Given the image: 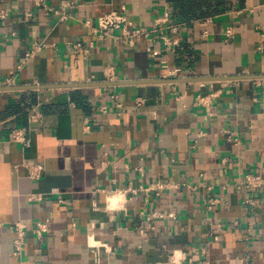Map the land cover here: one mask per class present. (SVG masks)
I'll return each mask as SVG.
<instances>
[{"label":"crops","instance_id":"0c3cea01","mask_svg":"<svg viewBox=\"0 0 264 264\" xmlns=\"http://www.w3.org/2000/svg\"><path fill=\"white\" fill-rule=\"evenodd\" d=\"M123 10L149 30L170 11L175 52L160 31L134 47L121 31L94 34ZM1 11L0 86L26 89L0 92V264H264V186L239 188L250 174L264 181V0H0ZM35 42L47 46L26 61ZM77 43L93 46L88 56ZM164 60L181 79L220 80L156 83ZM107 82L133 84L47 88ZM78 90L88 110L72 102ZM211 93V109L195 105ZM17 130L30 147L12 141ZM114 193L118 210L105 201Z\"/></svg>","mask_w":264,"mask_h":264},{"label":"built area","instance_id":"2783aa9c","mask_svg":"<svg viewBox=\"0 0 264 264\" xmlns=\"http://www.w3.org/2000/svg\"><path fill=\"white\" fill-rule=\"evenodd\" d=\"M40 3L42 0H38ZM49 12H55V13H61L62 11L55 10L52 7H47ZM9 14L6 11L0 12V21H5L8 18ZM27 19H31L33 16L31 13L25 14ZM66 16L64 15L62 17V20H65ZM170 19L171 14L170 11H166L164 15L159 17L155 22V29L149 30L147 28L139 27L136 25L134 21H132L128 15L125 13V10L121 12H111L109 14L103 15L98 18L97 25L93 27V32L95 35H97L101 39H109L115 37V31H121V36L118 38L120 39L126 46L128 47H134L139 41L145 38L151 37V34L157 33V32H164L160 39L164 42L166 51L173 53L175 52L176 48L180 44V40L178 38L172 39L167 34V30L170 28ZM87 25H91L89 22ZM234 30L232 27L228 28L226 30V37L227 39L233 37ZM47 44L45 42H35L33 43L32 47L27 51L26 53V61L33 58L38 52H40L44 47H46ZM93 46L91 45L88 48H85L83 43H77L74 46L75 50H78L80 52H83L85 56L89 55L90 48ZM153 50L151 48H148V52H152ZM25 61V62H26ZM162 68L166 71L163 79L169 80V79H181L185 78L183 77V70L180 68L171 69L170 63L167 60H164L162 62ZM11 81H8V85H11ZM218 97V93H211L208 95H199L196 99L195 105L197 107H206V108H212L214 100ZM144 101H140L139 106L143 105ZM44 118V115L35 109H33L29 114V119L32 122H38L41 121ZM12 141L14 143H21L25 147L31 146V141L26 138L25 133L23 130H17L12 135ZM27 169L29 171L30 178L34 180H38L41 178L43 173V166L39 164H33L28 165ZM264 186V181L259 177L255 175H247L242 183L240 184L239 188H245L247 190L255 191L259 188ZM159 189H163L164 186L160 185L158 186ZM39 197L36 195H32L30 197V200H38ZM217 204L216 200H211V205L215 206ZM14 229L16 231V239L14 241L15 246V255L20 256L23 253L24 246L26 243V235H27V227H25L23 224H15ZM50 227H49V221H40L37 222L34 228V232L39 236L42 237L43 235L49 233Z\"/></svg>","mask_w":264,"mask_h":264},{"label":"water","instance_id":"95a60500","mask_svg":"<svg viewBox=\"0 0 264 264\" xmlns=\"http://www.w3.org/2000/svg\"><path fill=\"white\" fill-rule=\"evenodd\" d=\"M252 77H233L230 79L233 80H242V79H250ZM220 80L218 78H199V79H172V80H165L162 79L160 81H154L156 83H182V82H192V81H198V82H210ZM151 82V83H154ZM126 84H133L131 82H107V83H92V84H68V85H54L47 88H60V89H78V88H90V87H116V86H122ZM26 88L23 87H12V86H0V92H7V91H21L25 90ZM31 89H45V87H32Z\"/></svg>","mask_w":264,"mask_h":264},{"label":"trees","instance_id":"16d2710c","mask_svg":"<svg viewBox=\"0 0 264 264\" xmlns=\"http://www.w3.org/2000/svg\"><path fill=\"white\" fill-rule=\"evenodd\" d=\"M71 100L74 104H76L77 107L83 108L84 110H88L89 108L88 98L83 94L81 90L73 92ZM48 109H49L48 106H44L43 113L48 114L50 112V110Z\"/></svg>","mask_w":264,"mask_h":264},{"label":"clouds","instance_id":"9594fccd","mask_svg":"<svg viewBox=\"0 0 264 264\" xmlns=\"http://www.w3.org/2000/svg\"><path fill=\"white\" fill-rule=\"evenodd\" d=\"M105 201L108 208L112 210H118L123 207L124 194L123 193L110 194L105 197Z\"/></svg>","mask_w":264,"mask_h":264}]
</instances>
